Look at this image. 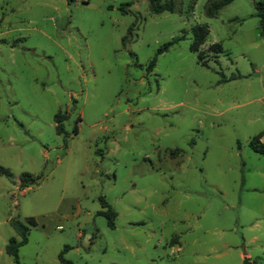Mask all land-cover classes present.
Here are the masks:
<instances>
[{
    "label": "rangeland",
    "instance_id": "374dc122",
    "mask_svg": "<svg viewBox=\"0 0 264 264\" xmlns=\"http://www.w3.org/2000/svg\"><path fill=\"white\" fill-rule=\"evenodd\" d=\"M212 1L0 0V264H264V0Z\"/></svg>",
    "mask_w": 264,
    "mask_h": 264
},
{
    "label": "trees",
    "instance_id": "16d2710c",
    "mask_svg": "<svg viewBox=\"0 0 264 264\" xmlns=\"http://www.w3.org/2000/svg\"><path fill=\"white\" fill-rule=\"evenodd\" d=\"M69 1V0H68ZM149 3V9L152 11L154 14H160L162 12H168L172 13L173 12V4L172 2H169L167 4H162L160 5L159 2L160 0H147ZM233 0H214L209 3V5L205 8V14L209 18H213L219 10H221L223 7L226 5L230 4ZM128 6V5H126ZM255 10L257 12V17L259 18L260 26L263 27V22H264V9L262 8V4L257 3L255 6ZM123 12V9H121ZM261 11V13H260ZM191 34H192V42L190 44L189 50L193 53H196L198 60L202 61L203 63V55L201 54L199 47L204 43L207 35H208V30L206 27L203 26H194L191 28ZM185 37L183 35L174 38L171 42L164 44L161 46L153 59L149 62L147 65V70L150 71L156 61V56L167 51L170 46L173 44L184 40ZM209 51L214 53V54H220L222 53V48L219 44H214L210 46ZM204 65V63L202 64ZM65 119L64 116L62 115H55L54 117V122H55V131L57 135H64L65 132L63 131L62 127V121ZM75 132V131H74ZM262 135H258L257 137H254L250 143L249 147L252 149L254 152L264 155V145L259 141L260 137ZM0 175H4L6 177L10 176V173L8 170L4 168H0ZM25 176L23 175V178L21 179V184H25ZM37 179V178H36ZM35 179V180H36ZM35 180H31L30 183H34ZM100 206L102 208V211L98 213V215L103 216L106 221H107V226L110 229L114 228V219L116 217L115 212L111 209V207L107 204V202L103 198H99ZM10 227L14 230L16 233L18 239L11 238L5 245V253L11 258L13 264H19L18 261V250L21 246L25 245L27 243V235L30 231L31 228L36 226V223L32 218L26 219V221L20 222L18 220H12L9 223ZM67 248H64L66 250ZM63 251L58 255V261L60 264H72L71 262L65 260L62 255ZM241 264H253L250 262L248 259L243 258Z\"/></svg>",
    "mask_w": 264,
    "mask_h": 264
},
{
    "label": "crops",
    "instance_id": "0c3cea01",
    "mask_svg": "<svg viewBox=\"0 0 264 264\" xmlns=\"http://www.w3.org/2000/svg\"><path fill=\"white\" fill-rule=\"evenodd\" d=\"M250 229L253 230V231L256 230L257 229V225H255V224L252 225V227ZM256 241H257V237L256 236H253L251 238V240H250L251 243H255ZM239 257H240V260H241V263H242L243 258H246V259H248L250 261L251 255L248 252L245 257H243L242 254H239Z\"/></svg>",
    "mask_w": 264,
    "mask_h": 264
}]
</instances>
